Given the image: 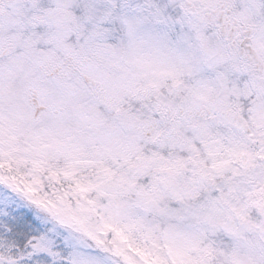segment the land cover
Masks as SVG:
<instances>
[{
  "label": "snow or ice",
  "instance_id": "1",
  "mask_svg": "<svg viewBox=\"0 0 264 264\" xmlns=\"http://www.w3.org/2000/svg\"><path fill=\"white\" fill-rule=\"evenodd\" d=\"M0 264H264V0H0Z\"/></svg>",
  "mask_w": 264,
  "mask_h": 264
}]
</instances>
